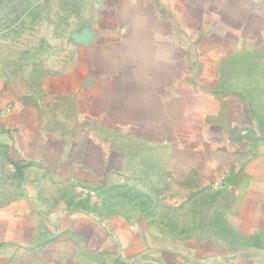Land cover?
Wrapping results in <instances>:
<instances>
[{
    "label": "crops",
    "instance_id": "0c3cea01",
    "mask_svg": "<svg viewBox=\"0 0 264 264\" xmlns=\"http://www.w3.org/2000/svg\"><path fill=\"white\" fill-rule=\"evenodd\" d=\"M216 1L95 0L79 58L62 73L48 66L42 82L0 40V143L50 184L45 191L23 182L27 193L0 206V264H177L179 250L146 242L150 228L94 212L81 192L95 190L102 205L104 192L145 186L148 176L151 188H175L178 200L209 187V173L235 168L222 190L225 225L264 235V148L233 149L232 139L248 133L233 130L224 99L199 81L216 75L225 55L210 46L215 11L225 19L226 2ZM25 7L55 9L53 0L17 9ZM196 154L184 172L181 161ZM224 155L233 159L226 164Z\"/></svg>",
    "mask_w": 264,
    "mask_h": 264
},
{
    "label": "rangeland",
    "instance_id": "374dc122",
    "mask_svg": "<svg viewBox=\"0 0 264 264\" xmlns=\"http://www.w3.org/2000/svg\"><path fill=\"white\" fill-rule=\"evenodd\" d=\"M80 1L53 0L55 9L49 13L47 9H17L30 3H47L48 0H0V40L5 42L1 43V50L10 52V56L24 58L27 62L25 66L32 67L37 73L36 80L41 82L45 79L48 66L54 65L56 72L62 73L66 66L73 65L79 58V52L86 44L84 37L93 34L91 23L96 12L92 9V2L95 0H86L87 11L79 8ZM223 1L226 2L225 19L222 11H215L216 24L210 28L213 36L210 46L225 55L217 74L210 78L199 76V81L204 84H201L202 87L213 88L217 97L220 95L224 99V112L235 125L233 130L248 133L244 139L237 136L232 139L233 149L239 152L240 148H244L247 151L245 145H248L258 150L264 148V0ZM85 19L89 20L87 25L83 24ZM32 50L39 55L33 56ZM93 50H96V45H93ZM13 63L17 64V61L13 60ZM213 90H210L211 94ZM62 100L56 99V107L61 105L59 102L62 103ZM57 109L61 111V107ZM185 121L183 129L186 131L190 123ZM216 129H220L219 125ZM189 141L196 145L201 140L195 137ZM6 150V146L0 143V206L27 193L23 182L24 186L26 183L34 187L43 184L45 191L49 189L47 174L35 167L23 170L20 177L21 172ZM223 152L226 153V150L223 149ZM224 156L226 164L233 159V156ZM196 157L197 154L183 158L180 163L183 171L196 162ZM235 174V168L228 172L217 170L209 173L205 177V181L211 182L209 187L201 186L197 192L196 187H189V194L178 200L175 188H151L149 176L141 182L146 183L145 186H124L104 192L101 195L104 200L102 205L95 190L82 189L81 192L90 209L94 206V212H118L122 220L150 228L151 235L143 236L146 242L149 237L152 245L167 246L169 251L179 250L178 259H182L177 264H193L192 259L195 264H244L243 259L264 264V251H258L259 248L264 249V235L248 237L235 234L225 225L224 211L227 206L223 198L226 194L222 190L229 186ZM192 190L194 192H190ZM70 192L74 194L73 190ZM234 248V251L229 250Z\"/></svg>",
    "mask_w": 264,
    "mask_h": 264
},
{
    "label": "trees",
    "instance_id": "16d2710c",
    "mask_svg": "<svg viewBox=\"0 0 264 264\" xmlns=\"http://www.w3.org/2000/svg\"><path fill=\"white\" fill-rule=\"evenodd\" d=\"M12 163L16 166V168L21 172L20 177H22V173H23V163H21V160L15 159L12 157Z\"/></svg>",
    "mask_w": 264,
    "mask_h": 264
}]
</instances>
